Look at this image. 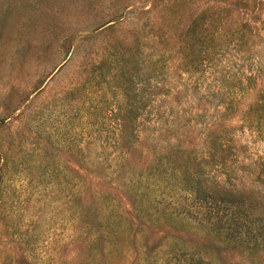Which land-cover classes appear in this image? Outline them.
I'll return each mask as SVG.
<instances>
[{
	"label": "rangeland",
	"instance_id": "rangeland-1",
	"mask_svg": "<svg viewBox=\"0 0 264 264\" xmlns=\"http://www.w3.org/2000/svg\"><path fill=\"white\" fill-rule=\"evenodd\" d=\"M197 262L264 264V0H0V264Z\"/></svg>",
	"mask_w": 264,
	"mask_h": 264
},
{
	"label": "trees",
	"instance_id": "trees-1",
	"mask_svg": "<svg viewBox=\"0 0 264 264\" xmlns=\"http://www.w3.org/2000/svg\"><path fill=\"white\" fill-rule=\"evenodd\" d=\"M159 116L161 117V115L159 114ZM226 119V117H224V115H219L218 118H215L214 116H209L206 120V122H200V124H202V131L203 133H206L212 137H216L217 134H221L225 128L223 127L224 124V120ZM185 131L180 130L177 132L178 135L183 134ZM214 137V138H215ZM199 186V190L204 191L205 188L201 187L200 184H198ZM223 196H225L224 200L225 202H230L233 203V199L231 198L233 196L232 192L229 190H225L224 193L222 194ZM197 264H200L199 262H197Z\"/></svg>",
	"mask_w": 264,
	"mask_h": 264
}]
</instances>
